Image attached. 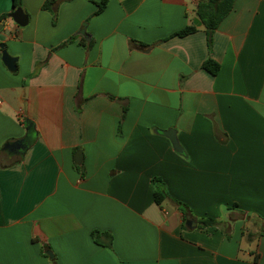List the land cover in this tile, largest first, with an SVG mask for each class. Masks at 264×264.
I'll return each mask as SVG.
<instances>
[{
	"label": "crops",
	"instance_id": "crops-1",
	"mask_svg": "<svg viewBox=\"0 0 264 264\" xmlns=\"http://www.w3.org/2000/svg\"><path fill=\"white\" fill-rule=\"evenodd\" d=\"M45 1L0 0V264H264V0Z\"/></svg>",
	"mask_w": 264,
	"mask_h": 264
},
{
	"label": "trees",
	"instance_id": "trees-1",
	"mask_svg": "<svg viewBox=\"0 0 264 264\" xmlns=\"http://www.w3.org/2000/svg\"><path fill=\"white\" fill-rule=\"evenodd\" d=\"M61 1L65 0H46L43 9L46 11H50L56 13L58 5ZM69 1V0H66ZM236 0H201L197 5V15L205 27L206 32L209 36L219 27L222 21L231 13L234 8ZM109 0H101L97 3L98 10L95 15H99L102 13L108 4ZM21 7V0H13V9H17ZM197 28L195 26H187L180 32L176 33L174 36L177 37H186L196 32ZM75 38H72L71 41H74ZM85 41L82 42L84 44ZM204 68L209 71L212 75L216 76L220 70V66L217 62L212 60H208ZM155 203L157 205H161L163 201L167 198L164 192H160L156 190L154 193ZM184 209L187 208L186 205L180 204ZM203 225H212L214 224V220L207 219L201 222Z\"/></svg>",
	"mask_w": 264,
	"mask_h": 264
},
{
	"label": "water",
	"instance_id": "water-1",
	"mask_svg": "<svg viewBox=\"0 0 264 264\" xmlns=\"http://www.w3.org/2000/svg\"><path fill=\"white\" fill-rule=\"evenodd\" d=\"M10 18L20 27L24 28L28 25L29 22V18L28 16L25 14V12L23 11V9L17 8L13 13L10 14ZM194 25L197 26H201V22L199 20V18L197 17L194 20ZM4 25H2L0 27V30L3 28ZM86 27L87 25L85 24L82 29L80 30V35H82L88 42L90 41V36L89 34H87L86 32ZM0 49L2 50V61L4 63V65L7 67V69L10 72H16L17 71V62H18V58L16 57H12L8 51L7 48L5 46V44L1 43L0 44ZM166 136L169 138V140L171 141V144L173 146V149L175 150V152L177 153H182V148L179 144V141L177 139V133L174 129L169 130L166 133ZM5 149L8 150H14V151H25V145H24V140H18L12 143H8L5 145ZM75 161L76 163H81V154L78 153L75 157ZM48 256H52L50 252H47Z\"/></svg>",
	"mask_w": 264,
	"mask_h": 264
},
{
	"label": "built area",
	"instance_id": "built-area-1",
	"mask_svg": "<svg viewBox=\"0 0 264 264\" xmlns=\"http://www.w3.org/2000/svg\"><path fill=\"white\" fill-rule=\"evenodd\" d=\"M0 104H1V102H0Z\"/></svg>",
	"mask_w": 264,
	"mask_h": 264
}]
</instances>
